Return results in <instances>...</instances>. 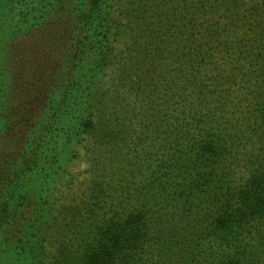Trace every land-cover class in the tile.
I'll return each instance as SVG.
<instances>
[{"label":"trees","instance_id":"obj_1","mask_svg":"<svg viewBox=\"0 0 264 264\" xmlns=\"http://www.w3.org/2000/svg\"><path fill=\"white\" fill-rule=\"evenodd\" d=\"M34 3L0 0V41L14 53L39 47L44 72L66 63L67 88L23 153L0 137V220H8V203L1 201L6 185L29 176L44 190L57 159L50 155L36 176L38 152L51 146L56 155L59 144L76 139L84 144L90 176L65 207L72 227L62 234L53 264H243L224 249L233 236L234 249L242 248L248 224L264 214V175L252 169L237 186L230 179L234 166L255 164L256 149L246 154V146L264 136L258 7L246 9L244 0H87L78 25L90 36L84 52L82 43H69L62 23L49 33L53 38H41L47 19L32 16ZM49 11L61 20V8ZM93 13L99 16L90 21ZM115 13L113 41L105 26ZM117 38L124 48L112 56ZM77 65L88 72L80 77L83 99L71 89ZM97 86L105 89L98 102ZM69 131L75 135L63 136ZM8 154L21 165L18 172L5 163ZM35 206L29 214L21 203L9 217L29 214V222L39 223L44 208L39 201ZM14 240L5 264H41L37 235Z\"/></svg>","mask_w":264,"mask_h":264},{"label":"rangeland","instance_id":"obj_2","mask_svg":"<svg viewBox=\"0 0 264 264\" xmlns=\"http://www.w3.org/2000/svg\"><path fill=\"white\" fill-rule=\"evenodd\" d=\"M31 2L32 0H28ZM35 3L33 8L35 9L32 16L44 17L47 19L45 31L42 33V37L47 34L49 37L56 34L59 30L58 23H62L60 28H64L67 34V40L69 43L76 41L82 43L81 50L84 52L89 51L88 39L89 34L86 32L87 27H78L79 21L84 14L87 13V0H34ZM60 1V2H59ZM105 0H101L102 2ZM247 4L246 9L250 6L258 7L259 20H261V37L260 41L262 44L264 55V0H244ZM89 3V2H88ZM103 7L101 8H104ZM56 6L62 9L61 20L57 22L49 9H55ZM104 9H101L103 11ZM108 10V9H106ZM93 17L89 20L94 21L99 16L98 13H93ZM107 23L106 29H110L111 40L114 41V26L115 20L119 19L117 13L111 15ZM17 17L12 19L8 25L13 28L17 25ZM55 23V24H54ZM78 27V28H77ZM96 29H100L97 24H94ZM109 32V33H110ZM51 36H50V34ZM37 38V42L41 40ZM53 38V37H51ZM25 38H21L19 42H22ZM113 42L112 56L120 53L125 42L120 39H115ZM118 40V41H117ZM44 40H41V42ZM37 44V43H36ZM31 48V47H30ZM39 48V47H38ZM36 46L32 47L27 51V47L22 48L18 53H14L9 42L6 40L0 41V109L7 108V106H19V109L15 108L13 112H2L0 110V137H9L13 141V145L16 147V153H23V149H28L29 143L34 141L36 137L35 132L40 129L41 124H46L50 120L55 107L53 99H57L62 93L66 91L67 86L63 84L66 82L64 72L67 69L66 63H61L59 68L49 72L48 70L41 71V67H46L47 62L38 53ZM96 50V51H95ZM95 53H100L101 48H95ZM9 61V62H8ZM9 65H6V64ZM77 65L74 72V76L78 79L75 81V86L71 87L74 94H78L83 99V85L80 77L82 75H88L87 67H81ZM92 66H89V69ZM258 70L262 77H264V65ZM71 68V67H70ZM111 71L112 68H111ZM74 79V78H73ZM19 80H21L19 82ZM59 86V88H58ZM17 87H20L17 89ZM17 92V98L10 100V96ZM96 102L102 99L104 96L105 89L97 86L94 90ZM262 97H264V85L262 89ZM70 95V94H68ZM7 101V102H5ZM5 115V116H4ZM84 121V120H83ZM15 123H19L18 126H14ZM9 133V136L7 134ZM3 135V136H2ZM68 135L74 136L72 131L65 132L63 136ZM85 135L77 137V139L84 138ZM30 141V142H26ZM76 139L71 142L59 144L55 155V150H48L49 146L38 152L37 169H34L35 175L39 176L42 171L47 167V163L51 156H56L57 166L50 183L43 189H40L34 178L26 177L23 181L13 182L6 189V192L1 197L2 203L7 204V215L8 220H0V264H5L7 261L8 253L10 248L15 247L14 243L19 237L28 233L30 236H38L39 245L41 247V264H53V255L55 254L58 245H60L62 234L65 233L69 228L72 227V223L65 221V207L77 197L81 196V192L85 185L88 183L90 176V164L87 160V153L84 149V144L77 141ZM11 146V144L9 145ZM258 155L255 164H242L239 167L234 166L231 174L232 185L237 186L242 179H245L250 175L252 169H256L258 172L264 175V136H261L254 140L252 143H248L246 146L245 153L251 154L253 150ZM8 154L7 162L13 163L14 159H9ZM248 157V156H247ZM246 157V158H247ZM5 158V159H6ZM54 158L52 161H54ZM17 159V158H16ZM29 159H32L29 157ZM4 163V160H3ZM8 165V164H7ZM12 173L21 168L18 160L12 164ZM6 168V167H5ZM241 179V180H240ZM41 198V199H40ZM40 199V200H39ZM39 201V209L42 207L43 217L40 218L39 223L29 222V214L32 212L33 207L36 208L35 203ZM25 203L29 206L28 216H20L15 220H11L8 214V210L12 207L18 208V205ZM50 205V208L45 206ZM38 208V207H37ZM49 209V210H47ZM8 223V224H7ZM235 230L232 231L233 236ZM248 234L245 235L244 239L241 240L242 248L234 249V240L236 237L233 236L224 249L225 253L242 259L243 264H264V214L253 218L246 229Z\"/></svg>","mask_w":264,"mask_h":264}]
</instances>
